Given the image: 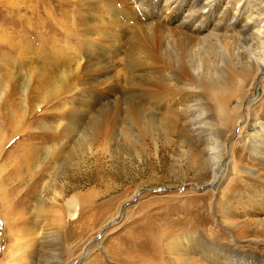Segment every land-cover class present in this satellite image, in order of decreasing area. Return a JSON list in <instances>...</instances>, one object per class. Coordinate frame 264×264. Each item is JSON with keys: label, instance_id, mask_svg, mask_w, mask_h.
I'll list each match as a JSON object with an SVG mask.
<instances>
[{"label": "rangeland", "instance_id": "rangeland-1", "mask_svg": "<svg viewBox=\"0 0 264 264\" xmlns=\"http://www.w3.org/2000/svg\"><path fill=\"white\" fill-rule=\"evenodd\" d=\"M81 1L0 0V264H189L174 253L195 249V258L204 261L202 245L240 254L263 250L264 256L263 232L255 231L264 222V205L248 212L228 204L243 169L241 136L264 116V69L256 74L253 66L248 93L239 97L237 125L227 123L220 175L226 167L229 172L219 186L210 185L185 141L159 136L168 123L161 117L180 119L173 104L161 114L143 107L134 118L123 104L131 97L123 54L108 66L88 60L103 37L111 43L118 38L124 47L147 39L139 8L131 0H99V9ZM173 5L162 14L172 18ZM110 20L122 22L123 31L110 29ZM218 56L213 50L203 60ZM105 72L114 78L107 81ZM116 103L123 114L108 109ZM207 113L214 131L206 134L222 144L218 111ZM100 116L103 138L81 147L77 131L92 136ZM25 157L35 161L28 165Z\"/></svg>", "mask_w": 264, "mask_h": 264}, {"label": "bare ground", "instance_id": "bare-ground-1", "mask_svg": "<svg viewBox=\"0 0 264 264\" xmlns=\"http://www.w3.org/2000/svg\"><path fill=\"white\" fill-rule=\"evenodd\" d=\"M93 1L82 0V6L89 8L94 5V8L99 9V0ZM126 4L129 5L128 2ZM131 5L137 6L141 12L140 20L145 23L144 32L147 39L133 40L130 45L124 47L118 38L111 43L103 37L99 39V44H93L91 55L87 54L88 60H93L96 67L104 66L116 63V56L123 54L127 75H125L127 83L126 80L124 83L129 87L128 93L131 94L130 98L124 99L125 112L135 114L133 116L136 118L145 107L161 114L159 110L167 105L170 108L173 104L171 109L179 113L180 119L174 123L171 119L161 117L162 121L168 123L162 125L159 136L168 140V134L170 137L177 136L180 141H185L189 151L198 156L196 167L203 174L202 181L207 180L205 183L219 186L229 172L226 167L223 175H220L221 166L224 165L223 147L227 141V123L229 122L230 126L235 123L237 125L239 97L248 93L245 87L252 75L253 66L257 68L253 72L256 74L264 69V0H131ZM168 5H173L172 18L162 14L163 7ZM131 14L137 15L135 11ZM110 22L107 24L110 29L123 31L122 22L115 20ZM122 38L126 39L124 36ZM174 46L175 57L171 60ZM213 50L219 52L218 60H203L204 53ZM72 57L77 58L74 54ZM179 59L183 62L180 63ZM158 60H164L165 66L157 65ZM171 63L176 64L174 68L171 67ZM242 71L248 72V75H243ZM104 75L109 76L110 73L105 72ZM96 77L100 79V76ZM110 78L111 76L106 80ZM114 84L117 86L115 81ZM174 89L180 91L177 99L173 96ZM132 97H137L138 102L132 104ZM233 101L237 104L233 105ZM116 104L108 109L123 114L119 109L121 104L120 106ZM210 108L218 111L222 126L218 132L222 134L219 138L222 139V144L209 135L214 131L211 129L214 128L211 126L212 114L207 113ZM102 116L99 117L100 120H93L92 136L86 130L77 131L82 132L81 147L84 148V144H91L96 137L97 140L103 138ZM149 123L153 124L154 120ZM241 139L246 145L239 157L243 169L238 176L237 184L228 192L230 195L228 204L231 208L238 205L248 212H254L258 206L264 205V116L254 118ZM74 153L71 154L72 157L76 155V152ZM33 161L35 158L32 157L27 159L25 157L24 160L28 165ZM219 175L221 178L217 179ZM38 201L42 206L41 196L38 197ZM251 207L255 209L249 210ZM229 221V224L237 227L238 222ZM255 231L263 232L264 237V222L259 223ZM166 237L167 234H163L162 241ZM168 244L171 250L177 249V240H168ZM202 247L200 254L203 255L204 261L195 258L194 252H197L195 249L186 250V255L183 252L174 255L183 257L182 259L189 264H264V256L261 254L263 250L252 254L251 249H248L247 253L240 254L234 251L226 252L225 249L216 247L207 249Z\"/></svg>", "mask_w": 264, "mask_h": 264}]
</instances>
